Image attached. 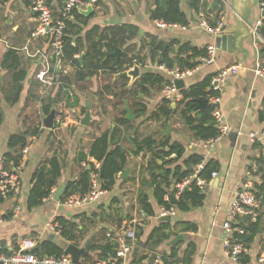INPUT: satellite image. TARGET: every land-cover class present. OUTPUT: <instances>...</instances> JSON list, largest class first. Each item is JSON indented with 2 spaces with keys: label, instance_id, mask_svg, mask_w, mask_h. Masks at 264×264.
<instances>
[{
  "label": "crops",
  "instance_id": "obj_1",
  "mask_svg": "<svg viewBox=\"0 0 264 264\" xmlns=\"http://www.w3.org/2000/svg\"><path fill=\"white\" fill-rule=\"evenodd\" d=\"M50 1L58 8L63 0ZM216 1L208 0L212 8L219 7L214 12L207 13L209 20H214L217 12L223 13L226 17L225 27L228 29L234 27L236 12L233 0H222L214 6ZM191 4L192 0L191 3L189 0H181L182 9L190 16L191 23L188 26L167 28L160 27L158 21L152 18V12L157 7L156 0H100L90 16L81 12L74 13L70 20L75 25L71 37L73 43L77 42V39L81 42L83 51L78 55V58L81 57L79 58L81 64L84 63L85 55L94 40H100L98 33L93 34L92 30L95 27H99L102 32L107 27L130 24L138 28V34L128 45L121 48L125 52L126 47L130 45L131 56L140 55L144 58L145 64H135L140 67L139 77L149 71L158 73L166 79L165 74L157 69L160 64L158 62L160 52L156 51L155 57H151L148 45L150 36L157 38L158 43L166 46L177 41L171 53L174 59L183 43H190L198 48L216 45V36L199 26L198 12L193 10ZM259 8L258 3L251 9L247 23L250 36L242 44L239 43L233 51L218 48L214 63L201 67L184 80L185 88H189L222 68L234 63L244 64L240 73L231 76L227 81L220 104L228 123L236 131L242 130V134L234 135L236 132H232L208 149L201 145L202 141L195 137L194 132L179 114L173 115L169 121H165V118L158 121L151 118L164 99L163 86H147L149 90L140 91L138 95L126 93L121 100L110 92L113 89L115 92L130 90L139 77L134 79L128 76L129 79L123 81L118 76L119 73L112 74L100 70L88 76L86 80L69 84L60 79L58 72L62 71L73 79L75 68L71 65L64 66L62 63L60 71L58 65L56 67L57 78L62 83L47 89L37 78L38 71L43 67L42 59L40 57L33 59L23 50L38 26L36 15L30 8V1L0 0V105L4 116L0 126V156L10 151L9 139L12 135L29 132L28 144L25 146L28 147V152H23L25 147L22 149L21 162L16 165L10 159L12 168L19 169L21 173L22 193L0 201V254L9 255L17 252L26 240L41 245L45 241H51L64 249L69 243H75L88 252V255L81 259V263L94 262L104 258L101 252L107 244L116 243L119 246L118 240L112 237L115 238L117 233L123 234L136 225V232L138 227H141L143 232L140 236L137 235L136 245L129 257L132 262L137 256L143 255L149 257L142 264H151L153 256L155 260L159 258L163 261V254H170L173 246L178 244L180 257L184 256L189 246L193 247L190 264H238L226 254L224 248L226 233L223 225L227 219V209L245 182L251 183L255 190L257 184L264 183V141H253L250 137V133L258 134L264 129V79L256 76L254 72L257 58L261 57L264 61V42L252 34V28L259 20ZM193 14L196 19L194 21ZM262 35L264 37V33ZM31 46L33 49L51 51L46 38L33 39ZM9 50L17 52L20 59L19 69L25 71L23 90L15 103L6 100V94L12 87L14 70L2 66L4 56ZM65 92L71 97V101L78 99L75 105L71 104ZM88 100L92 101L91 121L89 125H84L82 121L88 111L86 107ZM138 103L147 106L145 113L140 114ZM177 103H171L172 107L175 108ZM48 104L57 109L56 121L58 117L62 118L61 125L57 127L55 123L53 129L44 125V118L48 115L45 113V105ZM128 107L132 111V119L127 118ZM122 118L131 121V125L121 123L119 119ZM169 125L172 129L165 135L163 131ZM115 128L120 129L117 140L130 153L128 163L122 171L129 172L125 177H122L120 172L111 190H106L96 203L81 208L70 209L63 204L62 198L56 200L54 197L43 200L36 207H29L28 197L35 182L34 175L43 164L53 157H58L62 161V174L58 186L54 188L56 192L62 184L68 185L70 181L81 177L84 170L89 168L84 167L83 162L97 161L89 155L94 141L106 131ZM35 129L38 131L34 134ZM136 134L142 138L152 135L158 141L168 138L171 143L178 142L184 145V157L178 162L165 164L163 168L158 169V175L165 176L167 170L174 169L177 164L184 165V160L193 154L203 156L205 163L213 161L217 164L215 171L218 172V176L211 177L203 190L206 196L204 203L191 207L188 211H181L176 207L177 214L168 223L179 224L174 227L171 238L154 251L145 244L154 229L167 221L161 220L162 205L155 197L153 176L148 169L153 152L144 150L140 154L133 153L136 146L132 139ZM175 157V154L171 156ZM159 163L164 165L162 160H159ZM47 166L50 167V164L47 163ZM170 179L172 185L168 188L166 200L171 199L170 195L176 187L172 174ZM142 195L149 197L154 215L148 216L143 212L139 203ZM173 195L177 200L176 194ZM17 206L21 207L19 211ZM261 210L263 217L259 220L260 229L249 249V264H258V257L264 249V203ZM59 217L77 224L79 238L76 241L67 240L49 228L50 222L59 223L57 220ZM134 220H137V223H134ZM247 221L254 223L244 219V222ZM184 222L195 225L197 229L183 231ZM109 233L113 236L109 237ZM52 234H55L57 240L51 237ZM90 245L95 248L91 249ZM135 248H139L136 255ZM108 259L112 260L110 257Z\"/></svg>",
  "mask_w": 264,
  "mask_h": 264
},
{
  "label": "trees",
  "instance_id": "obj_2",
  "mask_svg": "<svg viewBox=\"0 0 264 264\" xmlns=\"http://www.w3.org/2000/svg\"><path fill=\"white\" fill-rule=\"evenodd\" d=\"M157 7L152 12V18L157 21H163L167 24L188 26L191 23V18L186 11L182 9L181 0H156ZM193 10L199 12L200 10H205L208 14L219 9V7H211V4L205 0H192ZM219 11V10H218ZM74 13H78L75 11ZM220 13L217 12L214 20H209L212 25H214ZM80 17V16H78ZM85 19L84 22H86ZM75 25L68 21V29L66 30V35L64 37V55L62 58L63 65H71L75 68L74 80L70 75L65 74L60 71L56 73L60 76L62 81L72 84L73 82H79L81 80H86L88 76L95 74L100 70L109 71V73L117 74L122 71L132 68L136 63L145 64L144 58L140 55L133 57L130 55L131 46L126 47L124 54L122 55L119 63L113 57H107V52L113 50L114 46L125 47L128 43L134 39L138 34V28L134 25L123 24L114 25L107 27L102 30L99 27H95L92 31L98 33L100 40H94L89 50L87 51L84 63L81 64L78 55L82 54L83 48L81 42L77 39V42L73 43L71 33L73 32ZM91 31V32H92ZM90 32V36H91ZM100 32V33H99ZM264 33V28L262 29ZM151 40L148 44L150 46L151 57H155V52H160L159 63H166L169 66H181L194 67L199 63V58L207 54L206 48H198L192 46L190 43H183L180 45V49L177 52V57L174 59L171 56L173 45L178 42L174 41L169 46L163 43H158L157 38L150 36ZM20 59L15 50H9L5 56L2 66H6L14 70L12 87L6 94V100L10 103H15L19 100L21 92L23 90L22 81L25 78V71L19 69ZM212 76H208L202 82L194 84L189 88H184L181 90L183 94V99L177 103L176 107L173 108L170 101L163 99L161 105L159 106L156 113H154L151 118L154 120H161L165 118V121H169L171 117L175 114H179L184 123L194 132L195 137L198 140L206 141L214 138L218 134V128L213 120L212 112L214 106L210 103L203 108L199 107V100L207 99L209 94H216L215 91H210V85ZM123 81H127L129 77L122 76ZM166 79L158 73L155 72H145L137 79L130 90H122L120 92H113L114 96L121 100L126 93H138L144 90H149L147 86H163ZM112 87V86H108ZM66 93V92H65ZM67 94V93H66ZM68 95V94H67ZM68 100L72 105H75L78 101L76 98L71 101V97L68 95ZM139 112L143 114L147 110V106L143 103H138ZM52 110L50 104L45 105V113L49 114ZM3 111L0 105V126L3 121ZM121 123L125 125H131V121L125 118L119 119ZM38 129L34 130V134L37 133ZM120 133L119 128L114 130H108L94 141L89 155L95 160L101 162V168L99 169L100 182L104 190H111L116 184L118 175L124 170L128 163V157L130 153L125 150L119 141L117 140L118 134ZM29 132H24L20 134L12 135L9 139L10 151L7 153L9 159L13 160L16 165H18L22 158V149L28 144ZM119 139V137H118ZM132 143L136 146L133 150L134 154H140L144 150H150L153 152L152 159L148 164V169L151 171L153 176V184L155 186V197L158 203L162 206L170 208L172 206L177 207L181 211H188L191 207L200 206L204 203L206 198L205 193L193 182L189 185L182 193L181 197L175 200L173 204L172 199L166 200V195L168 194V188L171 187L172 181L170 179V174L173 175L175 184L181 182L186 177L194 173V168L200 164H203V168L200 170L199 175L207 180H210L212 173L217 169V164L213 161L206 162L204 157L199 154H193L184 160V165H176L174 169L167 170L165 176L157 174L158 169L163 168L165 164H172L178 162L184 157L185 147L181 143L175 142L171 143L168 138L158 141L155 136L139 137L136 136L132 139ZM175 154V158L171 156ZM167 158H170L167 160ZM84 160V158H82ZM81 159V160H82ZM159 160L164 161V165H160ZM50 164V167L47 166ZM47 163L43 164L34 175V185L29 193L28 204L30 208L40 205L45 198H47L52 190L58 186L59 178L62 174V161L58 157H53L49 159ZM89 168H86L78 180L70 181L67 185L66 191L62 196V201L72 194H85L91 189L90 171L93 168V163L88 161ZM175 185V186H176ZM256 194L259 198L262 197L264 193V183L256 185ZM177 188L175 187L173 194H176ZM2 200V199H1ZM0 200V201H1ZM140 206L144 213L148 216L154 215V209L149 201L147 195H142L139 199ZM263 217V214H262ZM60 225L62 226L61 235L67 240L76 241L79 237L77 235L78 226L75 222L68 221L62 217L57 218ZM179 223L172 225L168 222H162L159 227H156L151 234L149 241L145 244L148 248L154 251L159 245L164 243L166 240L170 239L173 234V229ZM181 224V223H180ZM245 226L246 232L244 234H237V237L244 243L248 248L251 247L258 231L260 229V221L249 223L242 221ZM183 231L193 230L195 231L197 227L195 225H190L187 222L182 223ZM136 235L140 236L142 231L141 227H138ZM43 251L35 250V252L40 256H54L63 257L65 255L64 248L60 245L45 241L42 243ZM116 243L107 244L101 252L102 257L112 260L117 257V247ZM90 248H95L90 245ZM193 247L189 246L183 257L179 255L178 244L174 245L170 254H163L162 258L165 264L182 261L184 264H190L191 255L193 253ZM149 256H137L134 262L137 264H142ZM244 262H249V256L242 259Z\"/></svg>",
  "mask_w": 264,
  "mask_h": 264
},
{
  "label": "built area",
  "instance_id": "obj_3",
  "mask_svg": "<svg viewBox=\"0 0 264 264\" xmlns=\"http://www.w3.org/2000/svg\"><path fill=\"white\" fill-rule=\"evenodd\" d=\"M30 8L35 13L38 22L37 29L32 32L30 40L23 47V50L33 59L41 58L43 67L38 71L37 78L44 86L49 89L55 84L62 83L59 81L56 74V67L61 64L64 55V37L66 30L68 29V21L71 20L75 11L81 12V10L88 9L89 6H97L100 0H63L62 5L55 8L50 0H29ZM205 1V0H202ZM208 1V0H207ZM261 17L257 21L256 25L252 28V34L259 41L264 42L262 29L264 28V0L259 1ZM198 23L201 28L211 35H218L223 32L225 28L226 17L225 14L220 13L217 22L212 25L209 21L208 14L205 10L198 12ZM158 25L162 28L175 27L178 25L167 24L163 21H158ZM46 38L50 44L51 51H44L42 49H33L31 43L35 38ZM218 48L215 44L207 46V54L200 58L199 63L194 67H181V66H169L166 63H160L157 69L163 72L166 76V82L163 85L164 99L171 103L180 102L183 99L181 89L176 86L175 81L178 79L185 80L192 76L198 69L205 65L214 63L217 56ZM244 68V65L234 63L230 66L218 70L211 80L209 90L215 91L216 94L208 95V102L214 106L212 112L213 120L218 128V134L216 137L206 141H202L201 145L204 148L214 147L220 142L226 135L232 132H236L238 135L242 134V130L236 131L233 126L228 123L226 115L220 107L222 101V91L231 76L237 75ZM256 76L264 79V61L261 57H258L254 67ZM69 89V88H68ZM61 117L57 118V127L61 125ZM250 137L253 141H264V129L260 133H250ZM24 153L28 152V147L23 150ZM84 167H89L87 162H83ZM101 168L100 161L93 162V168L90 171L91 189L88 193L72 194L65 198L63 204L70 208L76 209L87 205H91L99 201V199L106 193L101 186L99 169ZM203 168V164L196 167L195 172L177 183L176 197L179 199L183 191L191 185L193 182L203 191L210 180H207L199 175L200 170ZM218 176V172L212 173V177ZM22 193V177L19 169H14L11 166L10 159L7 154L0 156V200L7 199L11 196H18ZM55 190H52L51 194L45 198H53ZM262 201L256 194L255 188L251 183L245 182L242 189L239 191L237 197L233 200L231 205L227 209V219L224 222L225 238L224 248L226 254L238 264H249L242 259L249 255L250 248L246 247L244 243L237 237V234H244L246 232L245 226L242 224L244 217H248L247 220L258 222L262 217ZM21 209L17 206V211ZM177 214V208L172 206L167 208L162 206L160 216L169 215L174 217ZM137 223V220L133 221ZM49 228L56 234L60 235L62 227L57 221L49 223ZM109 237L113 235L108 234ZM117 239L119 246L117 248V257L115 260L110 259H97L94 262L81 263V264H137L129 260L133 249L137 242L136 225L129 228L123 234L117 233L112 237ZM36 243L32 240H26L23 246L12 254H0L1 264H76L72 257L64 255L63 257L54 256H40L35 252ZM153 264H165L161 259L157 258ZM168 264H184L180 261L171 262ZM258 264H264V249L261 251L258 257Z\"/></svg>",
  "mask_w": 264,
  "mask_h": 264
},
{
  "label": "water",
  "instance_id": "obj_4",
  "mask_svg": "<svg viewBox=\"0 0 264 264\" xmlns=\"http://www.w3.org/2000/svg\"><path fill=\"white\" fill-rule=\"evenodd\" d=\"M222 0H217L214 3V6L218 5ZM191 3V0H189ZM259 3V0H233V7L236 12V25L230 29L227 27L224 28L223 32L216 35V47L217 48H222L225 50L233 51L234 47L238 46L239 43L242 44L243 41L250 36V31L249 27L247 26L248 23V18L251 12V9L253 6ZM95 8L94 6H89L88 9L86 10H81V13L87 16H90L94 12ZM196 20L194 18V14L192 15V21ZM124 54V50L121 47L114 46L113 50L107 52V57H113L116 59V62L119 63L122 55ZM81 59V57H79ZM244 65V64H242ZM59 71L61 68V64L58 66ZM118 76H131L134 79H137L140 76V67L135 65L133 69H128L125 71H122L118 74ZM176 86L180 89L185 88V81L182 79H178L175 81ZM208 100L207 99H202L199 100V107L203 108L206 105H208ZM91 106H92V101L88 100L86 102V107L88 109L82 123L84 125H89L91 121ZM128 116L127 118L132 119L133 114L131 109L128 107ZM56 115H57V109L52 108L51 112L44 118V125L46 128L53 129L55 127V121H56ZM172 129V126L169 125L167 129L163 131V133L166 135L168 134ZM236 135L237 133H233ZM128 170L124 171L121 173L122 177H125L128 174ZM164 174V172L162 173ZM67 185L62 184L60 187L57 188L54 198L56 200H60L62 196L64 195L66 191ZM172 202L175 203V198L174 195H170ZM262 203H264V193L261 197ZM245 220L248 219V217H244ZM162 221H167L171 222L172 217L169 215L162 216L161 218ZM51 237L55 238L57 240V237L55 234H52ZM179 240V239H177ZM35 250L43 251V247L41 244H36L34 247ZM139 248H135L134 250V255L138 253ZM64 252L66 255H69L72 257L73 261L76 264H81V259L88 255V252L84 248L78 247L75 243H69L65 249ZM155 261V257L153 256L151 259V264H153ZM1 264V262H0Z\"/></svg>",
  "mask_w": 264,
  "mask_h": 264
},
{
  "label": "rangeland",
  "instance_id": "obj_5",
  "mask_svg": "<svg viewBox=\"0 0 264 264\" xmlns=\"http://www.w3.org/2000/svg\"><path fill=\"white\" fill-rule=\"evenodd\" d=\"M98 4H99V3H98ZM98 4H97V5H98ZM259 11H260V14H259V18H260V17H261V15H262L260 8H259Z\"/></svg>",
  "mask_w": 264,
  "mask_h": 264
}]
</instances>
